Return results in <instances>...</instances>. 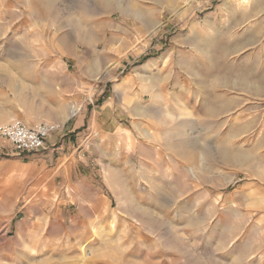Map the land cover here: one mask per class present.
Instances as JSON below:
<instances>
[{
    "label": "rangeland",
    "instance_id": "1",
    "mask_svg": "<svg viewBox=\"0 0 264 264\" xmlns=\"http://www.w3.org/2000/svg\"><path fill=\"white\" fill-rule=\"evenodd\" d=\"M14 118L0 264H264V0H0Z\"/></svg>",
    "mask_w": 264,
    "mask_h": 264
},
{
    "label": "built area",
    "instance_id": "2",
    "mask_svg": "<svg viewBox=\"0 0 264 264\" xmlns=\"http://www.w3.org/2000/svg\"><path fill=\"white\" fill-rule=\"evenodd\" d=\"M58 127V124L52 122L27 124L21 119L14 118L0 124V138L7 140L18 154L34 153L44 147L47 136Z\"/></svg>",
    "mask_w": 264,
    "mask_h": 264
},
{
    "label": "crops",
    "instance_id": "3",
    "mask_svg": "<svg viewBox=\"0 0 264 264\" xmlns=\"http://www.w3.org/2000/svg\"><path fill=\"white\" fill-rule=\"evenodd\" d=\"M16 165H17V168H18L19 171H22L25 168H27V164H21V163L18 164V163H16Z\"/></svg>",
    "mask_w": 264,
    "mask_h": 264
}]
</instances>
